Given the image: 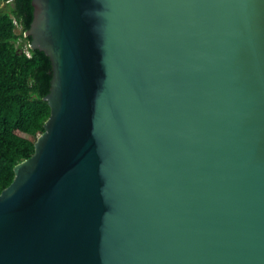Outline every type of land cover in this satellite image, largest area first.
Here are the masks:
<instances>
[{
  "label": "water",
  "instance_id": "obj_1",
  "mask_svg": "<svg viewBox=\"0 0 264 264\" xmlns=\"http://www.w3.org/2000/svg\"><path fill=\"white\" fill-rule=\"evenodd\" d=\"M32 6L51 115L0 264H264V0Z\"/></svg>",
  "mask_w": 264,
  "mask_h": 264
},
{
  "label": "trees",
  "instance_id": "obj_2",
  "mask_svg": "<svg viewBox=\"0 0 264 264\" xmlns=\"http://www.w3.org/2000/svg\"><path fill=\"white\" fill-rule=\"evenodd\" d=\"M32 1L0 0V194L12 184L15 167L34 155L51 115L45 97L52 62L25 36L34 18Z\"/></svg>",
  "mask_w": 264,
  "mask_h": 264
},
{
  "label": "built area",
  "instance_id": "obj_3",
  "mask_svg": "<svg viewBox=\"0 0 264 264\" xmlns=\"http://www.w3.org/2000/svg\"><path fill=\"white\" fill-rule=\"evenodd\" d=\"M14 23H15L16 26L18 25V23L16 21H14Z\"/></svg>",
  "mask_w": 264,
  "mask_h": 264
},
{
  "label": "rangeland",
  "instance_id": "obj_4",
  "mask_svg": "<svg viewBox=\"0 0 264 264\" xmlns=\"http://www.w3.org/2000/svg\"><path fill=\"white\" fill-rule=\"evenodd\" d=\"M18 32H20V30L18 29Z\"/></svg>",
  "mask_w": 264,
  "mask_h": 264
}]
</instances>
